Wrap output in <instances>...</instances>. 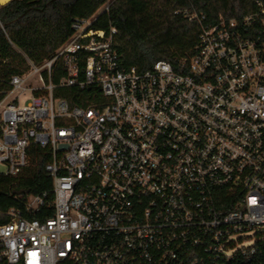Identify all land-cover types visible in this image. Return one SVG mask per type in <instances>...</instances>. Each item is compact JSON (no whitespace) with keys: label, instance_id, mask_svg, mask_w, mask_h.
<instances>
[{"label":"built area","instance_id":"obj_1","mask_svg":"<svg viewBox=\"0 0 264 264\" xmlns=\"http://www.w3.org/2000/svg\"><path fill=\"white\" fill-rule=\"evenodd\" d=\"M187 17L199 39L179 68L125 67L117 29H94L93 17L11 78L0 174L20 175L37 144L54 198L25 197L43 219L10 210L0 264H256V243L235 237L264 231V3L241 18ZM70 87L101 97L73 107L55 95Z\"/></svg>","mask_w":264,"mask_h":264},{"label":"trees","instance_id":"obj_2","mask_svg":"<svg viewBox=\"0 0 264 264\" xmlns=\"http://www.w3.org/2000/svg\"><path fill=\"white\" fill-rule=\"evenodd\" d=\"M264 0H14L0 9V100L11 90L10 80L28 69L27 59L42 65L54 57L57 49L72 35L75 20L96 17L93 28L118 31L117 47L125 67L148 70L164 60L179 68L182 61L196 52L199 25L188 14L204 15L216 22L220 16L241 18L257 10ZM110 3L109 11L101 12ZM63 72L57 71V83ZM55 95L73 107H85L101 97L97 87L79 90L60 88ZM30 165L17 177L0 174V225L10 221L11 209L28 219H43L40 213L25 208V197L48 194L53 200V181L46 171V150L30 147ZM52 212H48L51 216ZM252 255L256 264H264V239L256 242Z\"/></svg>","mask_w":264,"mask_h":264},{"label":"rangeland","instance_id":"obj_3","mask_svg":"<svg viewBox=\"0 0 264 264\" xmlns=\"http://www.w3.org/2000/svg\"><path fill=\"white\" fill-rule=\"evenodd\" d=\"M28 98H30V93H26V95L22 97V102ZM0 170H4V166L1 165ZM261 238L264 239V231L257 229L249 230L235 237L237 241H240L238 247H251Z\"/></svg>","mask_w":264,"mask_h":264},{"label":"water","instance_id":"obj_4","mask_svg":"<svg viewBox=\"0 0 264 264\" xmlns=\"http://www.w3.org/2000/svg\"><path fill=\"white\" fill-rule=\"evenodd\" d=\"M7 1H8V0H3L1 3H2L3 5H5V4L7 3ZM62 148H65V147H62Z\"/></svg>","mask_w":264,"mask_h":264}]
</instances>
